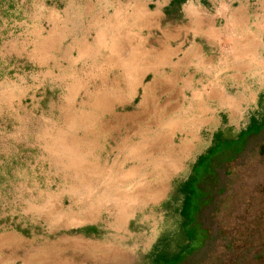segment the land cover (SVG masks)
<instances>
[{"label": "rangeland", "instance_id": "1", "mask_svg": "<svg viewBox=\"0 0 264 264\" xmlns=\"http://www.w3.org/2000/svg\"><path fill=\"white\" fill-rule=\"evenodd\" d=\"M134 4L0 0V264H145L212 134L248 123L197 176L181 264H264V0L224 58Z\"/></svg>", "mask_w": 264, "mask_h": 264}, {"label": "crops", "instance_id": "2", "mask_svg": "<svg viewBox=\"0 0 264 264\" xmlns=\"http://www.w3.org/2000/svg\"><path fill=\"white\" fill-rule=\"evenodd\" d=\"M119 1V0H117ZM132 7L135 11L146 13L150 4L161 7L165 16L182 18L180 25H176L178 39L191 36L193 45L199 48L201 56L206 55L205 49L219 47L221 57L226 54V47L233 40L231 25L233 18L242 14L241 9L247 0H134ZM118 5V3H117ZM120 8L121 6L118 5ZM217 20H223L224 28L217 27ZM173 34L174 32H170Z\"/></svg>", "mask_w": 264, "mask_h": 264}, {"label": "trees", "instance_id": "3", "mask_svg": "<svg viewBox=\"0 0 264 264\" xmlns=\"http://www.w3.org/2000/svg\"><path fill=\"white\" fill-rule=\"evenodd\" d=\"M264 97H259L258 102L263 104ZM250 123L240 130L232 128H225L222 131H216L212 134L210 145L206 148L204 153L199 154L193 164L191 165L190 172L185 180L180 182L175 189V196L173 199L168 200V205L165 203L166 209H172L174 213L179 216V221L176 229L172 234L167 237L163 245L156 252H148L146 254L145 264H181L187 257L191 256L194 252H183L195 236V230L192 229V222L194 212L197 208L193 200L195 198L197 189V176L200 174L202 166L208 161L211 155L217 150L220 141L232 138V140L239 138L249 128ZM264 125V121H263ZM262 125V126H263ZM210 155V156H208ZM208 156V157H207ZM87 231V230H84ZM174 241V242H173ZM173 242V243H172ZM186 254V255H185Z\"/></svg>", "mask_w": 264, "mask_h": 264}, {"label": "bare ground", "instance_id": "4", "mask_svg": "<svg viewBox=\"0 0 264 264\" xmlns=\"http://www.w3.org/2000/svg\"><path fill=\"white\" fill-rule=\"evenodd\" d=\"M160 169V168H159ZM165 171V170H164ZM186 172V171H185ZM170 232V231H169ZM167 240V239H166Z\"/></svg>", "mask_w": 264, "mask_h": 264}]
</instances>
